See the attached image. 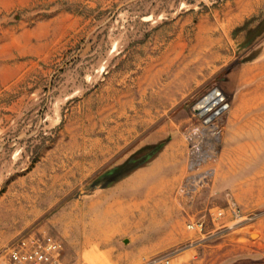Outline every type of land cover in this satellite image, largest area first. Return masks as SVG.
Segmentation results:
<instances>
[{"label":"rangeland","instance_id":"1","mask_svg":"<svg viewBox=\"0 0 264 264\" xmlns=\"http://www.w3.org/2000/svg\"><path fill=\"white\" fill-rule=\"evenodd\" d=\"M33 234L58 264H264V0H0V252Z\"/></svg>","mask_w":264,"mask_h":264},{"label":"built area","instance_id":"2","mask_svg":"<svg viewBox=\"0 0 264 264\" xmlns=\"http://www.w3.org/2000/svg\"><path fill=\"white\" fill-rule=\"evenodd\" d=\"M222 109L219 110L221 112ZM218 112V113H219ZM217 115V114H216ZM215 116V115H214ZM214 116L211 117L214 118ZM207 159V158H206ZM191 168L193 170L200 168L206 163L205 158L194 153L191 157ZM214 170H207L202 176L204 179L213 176ZM193 178V177H192ZM195 179V178H193ZM228 210H217L214 213L210 212L212 224L216 231L231 228L220 222L227 215L231 218V223L243 222L248 218L242 214L237 203L234 200L228 201ZM186 229L189 232L205 237L210 235L207 232L206 222L201 219H190L187 222ZM62 246L60 242L52 236L33 234L20 237L12 245L4 248L0 252V259L6 260L9 264H58ZM172 255H156L149 258L143 264H171Z\"/></svg>","mask_w":264,"mask_h":264},{"label":"water","instance_id":"3","mask_svg":"<svg viewBox=\"0 0 264 264\" xmlns=\"http://www.w3.org/2000/svg\"><path fill=\"white\" fill-rule=\"evenodd\" d=\"M222 101H223V98L220 95L212 97L208 102H206L202 106L201 114L203 115V114L209 112L213 107L217 106ZM253 237H255V236H253Z\"/></svg>","mask_w":264,"mask_h":264},{"label":"bare ground","instance_id":"4","mask_svg":"<svg viewBox=\"0 0 264 264\" xmlns=\"http://www.w3.org/2000/svg\"><path fill=\"white\" fill-rule=\"evenodd\" d=\"M211 98L207 99L205 102H208Z\"/></svg>","mask_w":264,"mask_h":264}]
</instances>
